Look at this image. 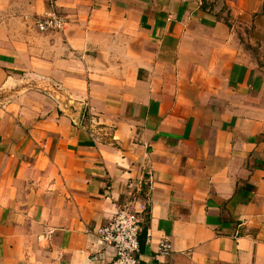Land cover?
Segmentation results:
<instances>
[{"label": "crops", "instance_id": "0c3cea01", "mask_svg": "<svg viewBox=\"0 0 264 264\" xmlns=\"http://www.w3.org/2000/svg\"><path fill=\"white\" fill-rule=\"evenodd\" d=\"M217 6L0 0V264H111L130 200L142 264H264V0Z\"/></svg>", "mask_w": 264, "mask_h": 264}, {"label": "built area", "instance_id": "2783aa9c", "mask_svg": "<svg viewBox=\"0 0 264 264\" xmlns=\"http://www.w3.org/2000/svg\"><path fill=\"white\" fill-rule=\"evenodd\" d=\"M65 24V19L56 14L36 20V27L43 33L61 31ZM92 124L97 125V121L93 119ZM148 211L147 204L130 200L118 208L111 221L99 230L100 242L115 251L116 258L111 264H142L139 258L140 236ZM172 250L171 242L163 240L155 259L161 260L169 256Z\"/></svg>", "mask_w": 264, "mask_h": 264}, {"label": "rangeland", "instance_id": "374dc122", "mask_svg": "<svg viewBox=\"0 0 264 264\" xmlns=\"http://www.w3.org/2000/svg\"><path fill=\"white\" fill-rule=\"evenodd\" d=\"M208 3H214V5L216 6V4H218L217 7L222 8V13H224L226 15L227 8H226V0H207Z\"/></svg>", "mask_w": 264, "mask_h": 264}, {"label": "trees", "instance_id": "16d2710c", "mask_svg": "<svg viewBox=\"0 0 264 264\" xmlns=\"http://www.w3.org/2000/svg\"><path fill=\"white\" fill-rule=\"evenodd\" d=\"M203 8L212 12L214 11L215 5L214 3H208L207 0H203Z\"/></svg>", "mask_w": 264, "mask_h": 264}]
</instances>
